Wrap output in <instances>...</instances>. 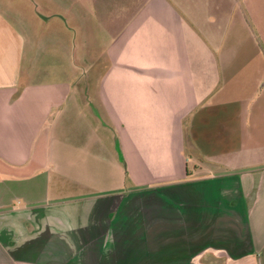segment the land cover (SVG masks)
Returning a JSON list of instances; mask_svg holds the SVG:
<instances>
[{
    "label": "crops",
    "instance_id": "1",
    "mask_svg": "<svg viewBox=\"0 0 264 264\" xmlns=\"http://www.w3.org/2000/svg\"><path fill=\"white\" fill-rule=\"evenodd\" d=\"M0 264H264V0H0Z\"/></svg>",
    "mask_w": 264,
    "mask_h": 264
}]
</instances>
